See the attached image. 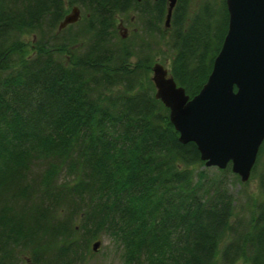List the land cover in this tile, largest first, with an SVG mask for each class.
I'll use <instances>...</instances> for the list:
<instances>
[{
	"label": "trees",
	"instance_id": "1",
	"mask_svg": "<svg viewBox=\"0 0 264 264\" xmlns=\"http://www.w3.org/2000/svg\"><path fill=\"white\" fill-rule=\"evenodd\" d=\"M188 1L165 29L168 0H0V264H85L103 232L127 264H264V141L251 173L262 199L231 223L226 182L239 178L198 177L196 145L154 98V47L193 98L226 35L225 0L193 15ZM74 7L68 40L58 27ZM120 21L140 29L123 38Z\"/></svg>",
	"mask_w": 264,
	"mask_h": 264
},
{
	"label": "water",
	"instance_id": "2",
	"mask_svg": "<svg viewBox=\"0 0 264 264\" xmlns=\"http://www.w3.org/2000/svg\"><path fill=\"white\" fill-rule=\"evenodd\" d=\"M177 0H168L169 27ZM227 32L200 92L189 98L160 63L151 67L154 98L169 111L179 143H193L206 167L248 182L264 141V0H225ZM72 8L58 31L75 24ZM98 243L93 245L95 251Z\"/></svg>",
	"mask_w": 264,
	"mask_h": 264
},
{
	"label": "rangeland",
	"instance_id": "3",
	"mask_svg": "<svg viewBox=\"0 0 264 264\" xmlns=\"http://www.w3.org/2000/svg\"><path fill=\"white\" fill-rule=\"evenodd\" d=\"M201 3L202 0H189L188 1V5L190 9L189 15H193L198 10V7L201 5ZM132 19H134V17H132ZM169 27H170V23H169ZM169 27H165V29H168ZM76 28L77 27L73 28V30L71 29V31L70 29H63L61 32L64 35V37L68 39L69 37L68 34L73 32L74 30L76 31ZM139 29H140V25L136 23V21L125 22V23L120 21L119 34L123 38L132 36V33L138 32ZM68 40H71V38ZM21 41L23 43V47H25L26 50L31 52L30 56H33L34 55L33 52H35L33 51L35 50L34 49L35 38L32 35H23L21 37ZM159 46L160 48L154 47L152 49V56L154 59L153 63L162 64L165 67V69H167L170 72L172 52L167 47H165V45H159ZM74 48L77 50L76 45L74 46ZM76 53H78V50L76 51ZM129 63H135V61L131 59ZM218 170L220 169L216 167H206L204 164V166L196 168V174L198 175V177L199 174H202V176L204 177L208 176L209 179H214V178L216 179L219 176ZM226 184L229 192L233 197V203H234L232 218L230 222L233 223V221L239 218L250 217L253 211L252 204L262 199V195L259 189L258 178L257 177L252 178V176H250L248 182L241 183L240 181H236L232 176H228ZM96 243H98V247L95 251H93L92 247ZM81 245H84L83 242L81 243ZM87 249H88V251L86 252L87 262H85V264H127L123 255L124 251L120 241L118 240L117 237L112 236L108 232H103L99 236L98 240L91 241ZM27 261L28 258L24 256L22 257V262L20 264H27ZM235 264H249V263L246 262L244 259H240Z\"/></svg>",
	"mask_w": 264,
	"mask_h": 264
}]
</instances>
